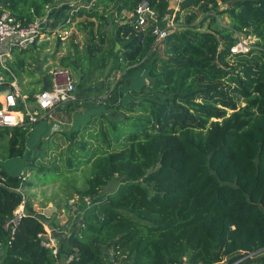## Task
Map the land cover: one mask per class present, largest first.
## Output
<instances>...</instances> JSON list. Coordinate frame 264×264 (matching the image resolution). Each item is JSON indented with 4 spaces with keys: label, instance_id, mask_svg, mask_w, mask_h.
Listing matches in <instances>:
<instances>
[{
    "label": "trees",
    "instance_id": "1",
    "mask_svg": "<svg viewBox=\"0 0 264 264\" xmlns=\"http://www.w3.org/2000/svg\"><path fill=\"white\" fill-rule=\"evenodd\" d=\"M53 1L0 0V11L25 26ZM140 1L92 0L63 24L75 20L83 32L84 58L105 48L85 79L111 58L106 77L121 56L120 78L141 67L150 80L132 89L138 99L117 104L126 112L107 119L109 132L99 121L105 146L79 151L89 171L74 189L82 215L65 264H264V0H145L157 17L176 5L154 54L153 36L129 15ZM239 38L248 39L246 51H230ZM34 43L11 51L14 73L37 65V55L25 53ZM57 52L45 57L77 68L76 49ZM33 125H0L2 154L22 156ZM0 177V264H58L40 242L49 219L26 199L6 242L3 224L27 179L3 168ZM114 177L116 186L102 191Z\"/></svg>",
    "mask_w": 264,
    "mask_h": 264
},
{
    "label": "rangeland",
    "instance_id": "2",
    "mask_svg": "<svg viewBox=\"0 0 264 264\" xmlns=\"http://www.w3.org/2000/svg\"><path fill=\"white\" fill-rule=\"evenodd\" d=\"M63 3L61 4L63 7H61L60 11L57 13V18L55 19L56 23H64L66 22V19L69 14V10H74L78 6H86L87 8L90 7L92 0H63ZM223 4L221 5V7ZM176 8V5L173 3L171 9L166 10L167 17L164 18L162 21L163 23H168L170 27L174 26V22L172 21L173 12ZM194 10V7H190L185 9L183 12L181 11L180 14L192 11ZM181 20V17L179 18ZM71 25L73 27V30L76 32V34H73L72 38H75V41L73 43H76L77 45H74V49L78 51V55L81 57L78 61V67L71 68L67 67L68 72L70 73V76L74 82L75 86L80 87L81 95L86 98L89 96H93L92 98L95 100L97 99L96 94L98 92H102L104 89L107 90L109 85L112 86V82L115 81H122V78H120V75L117 76V72L120 68L123 67L121 56H118V59L114 60L113 69L114 71L111 73L112 77L107 79L103 84L101 83L99 86H96L99 84L100 81H103L100 79L101 77V71L102 68L95 70L91 73V76L88 78H84V74L86 69L91 65V67H94L96 63H99L101 59L102 54L105 52V48L102 50L103 52L100 54H96L93 58H84L83 57V41L82 36L83 32L78 31V29L75 26V20L71 22ZM107 28L111 29V25H107ZM77 29V30H76ZM80 32V33H79ZM51 45L53 37H49ZM246 39V38H245ZM247 40V39H246ZM41 42V40L39 41ZM38 42H36L37 44ZM153 47L151 46L150 54L158 53L159 47L157 41H153L151 43ZM38 49L32 48V50H28L25 52L26 54H29L31 52L32 55L36 54L38 59H43L45 51L43 49V46L36 45ZM58 57V53H56ZM68 55V49L63 50V53L61 56H67ZM50 59V63L43 66V69L34 67V63H29L27 67H25L20 74L16 75V80L19 83V86L22 91L30 93L33 92L39 88L40 85V73L38 72H45L47 69L56 67V68H62L60 66L52 65L57 63L54 61L55 59H52L51 57L45 58V60ZM88 59V60H87ZM111 63V58L108 59V61L103 66V72H106L109 68V65ZM39 70V71H38ZM83 76H81V73ZM116 73V74H115ZM129 76L131 77L130 83L131 87H135L137 89L143 82H149V78L146 74H143V78L137 77V70L134 68L130 71ZM83 78V79H82ZM86 81V82H83ZM122 84V83H121ZM88 86V90H84ZM110 86V87H111ZM95 87V88H94ZM117 87V83H116ZM94 89V90H93ZM139 92L132 95V100L138 99L140 97ZM105 96L104 98H106ZM89 99V98H88ZM125 110V109H124ZM74 113V122L77 124L76 126L78 128H82L80 125V122L83 121V115L84 111L81 109L74 108L72 112ZM78 115H77V114ZM129 115H131L130 112H128ZM96 115V114H95ZM94 115V117H95ZM89 116V115H88ZM123 114H119L116 118L120 119L122 118ZM78 119H75L77 118ZM91 117V115H90ZM107 117V116H106ZM114 117V116H113ZM93 118V117H92ZM116 118H110L108 121H113ZM49 117L45 116L40 122L41 123H48L47 120ZM91 120V119H90ZM129 119L123 120V123H125V126L130 125L128 122ZM107 119H101L100 125L103 126V129L105 132H109L110 127L108 124ZM87 122V121H86ZM33 123H38L33 122ZM85 122H83L84 124ZM40 124L38 123L37 126L32 130L29 129L27 138H26V146L25 151L22 156H4L2 154V147L3 144L0 142V168H3L4 170H7L9 172H15L20 173L24 175V182L27 179V184H24L23 193L25 196L26 201L30 205H38L40 206H48L50 207L49 212V222L52 226L57 227L62 226L64 221L65 222H73L71 225L72 228L74 225H77V223L80 221V217L82 215V206L80 199L76 196L74 193V189L80 188L83 185L84 178L88 175L89 167L88 165L81 163L84 158V155H79V151H83L87 154H90V152L99 145V147H104L105 144L101 143L100 138L98 137L97 131L99 122L97 121V118L95 117V120L90 122L89 128L92 127V133L91 138L88 139V143L84 142L87 141V139H83L79 136L73 140L71 144H66V146L61 147L62 145L59 144L62 141V138L59 139V142H56V139L51 136L48 138L49 135L48 131L49 129L41 128ZM100 126V127H102ZM88 130V129H87ZM81 131V130H80ZM97 134V135H96ZM69 139V134L66 135ZM85 136V135H83ZM86 138V137H84ZM110 144L113 143V137H110ZM82 143L84 146H82ZM91 150V151H90ZM90 151V152H89ZM86 154V155H87ZM77 156V159L75 160ZM70 159L72 161H70ZM75 160V161H74ZM42 169V170H39ZM117 178L111 179L108 184H106L102 191L110 190L117 184ZM75 194V195H74ZM76 211V215L72 213V211ZM55 213V214H52ZM71 230V229H70ZM46 232V230H45ZM67 233V231L65 232ZM2 244V241H0ZM2 249V245H0V251ZM104 254L107 255L108 253V247L105 245L103 247ZM183 259V258H182ZM66 259L64 258L63 254L60 253L58 255V264H65ZM180 264H184L183 260Z\"/></svg>",
    "mask_w": 264,
    "mask_h": 264
},
{
    "label": "built area",
    "instance_id": "3",
    "mask_svg": "<svg viewBox=\"0 0 264 264\" xmlns=\"http://www.w3.org/2000/svg\"><path fill=\"white\" fill-rule=\"evenodd\" d=\"M129 15L135 19L136 25H139L143 31L147 30L153 36L154 41L163 38L170 29L168 23L162 22L168 15L165 13V15L157 17L145 0H141ZM73 34L76 32L72 26L56 27L48 33L42 27L39 18L22 26L7 11H0V125H16L21 122L32 124L41 116L51 117L52 111L57 105L76 100L75 85L66 68L62 66H60L62 68H49L47 73L50 81L44 87L27 93L21 90L16 75L6 63V58L9 57L12 50L25 49L39 39L44 40L47 47H50V36L53 37L56 48L62 51L68 41L66 39L69 38L70 40ZM248 44V39L239 38L237 42L231 45L230 51H246ZM23 189L22 185L16 187L22 198L13 209L11 216L3 224V227L8 226L9 230L6 242H9L14 225L24 213ZM84 199V202L88 203V199L86 197ZM40 234L42 236V233H37V235ZM44 234L45 238L42 236L40 242L51 246V252L54 255L57 254L49 235L46 232Z\"/></svg>",
    "mask_w": 264,
    "mask_h": 264
},
{
    "label": "crops",
    "instance_id": "4",
    "mask_svg": "<svg viewBox=\"0 0 264 264\" xmlns=\"http://www.w3.org/2000/svg\"><path fill=\"white\" fill-rule=\"evenodd\" d=\"M62 1L63 0H55L53 2H50L46 6L44 14L41 17H39L42 27L48 33H49V31L55 29L56 27L65 26V25H63L65 22L61 23V24H59L60 22L59 23L55 22L56 21L55 19L57 18V13L60 11L61 7H63L61 5L63 3ZM72 11L69 10V14H71ZM69 16L70 15H68L66 21L68 20ZM72 36L73 35H71L70 40H69V38L66 39L68 41L66 42L65 46L62 48V51L61 50L59 51V49L56 48L54 40H52V45L50 43V47H47L46 42L42 39H39L38 41H36L38 43L36 44V42H35L32 45V48L35 47L36 49H38V47L36 45L39 44V46L40 45H41V47L43 46V49L45 51L43 59L40 58L38 60L36 68L38 69L41 67L43 69V66H45L46 64H49L50 59L45 60V58H47V56L45 57V55L50 54V53L54 52L55 50H56V52L58 51L57 52L58 56H60L63 53V50H65V49H68V52L73 53L74 52V45L76 46L77 44L73 43L75 38H72ZM40 40H41V42H39ZM11 54L12 53H10L9 57L6 58V63H7V59L12 57ZM43 61H44V63H43ZM72 63H74V61ZM7 65H8V63H7ZM52 65L60 66L58 63L52 64ZM76 67H78V66L76 65ZM63 68L67 69V67H63ZM10 69L13 71V69L11 67H10ZM135 69L137 70V77L142 79L144 77L143 74H145V70L141 67H137ZM47 70L45 72H41V71L38 72V73H40V85H39V87H42L43 83H45V85H46L48 83V81H50L49 74L47 73ZM113 71H114V69H110L107 76L103 77L102 76L103 69H102L100 79H102L103 81H100L99 84H97L96 86H99L101 83L103 84L107 79L112 77L111 73ZM13 73H14V71H13ZM117 73H118L117 76H119V74L121 73L120 70ZM129 73H130V71L122 78V81L118 82V81H116L117 80L116 79L115 81L112 82V86L109 85L107 90L104 89L102 92H98L96 94L97 99H95V100L92 98L93 96H89L86 98L85 96L83 97V95H82L80 97L82 89L78 86H75V90L77 93V98L75 100L76 102L74 101L71 103H64V104L57 105L53 109L51 117H49V119L47 120L48 123H41L40 124V122H42L41 120L44 118L43 116L38 118L37 122L40 124L41 128L46 127L47 129H49L48 134H47V135H49L48 138L53 136V138L56 139V142H59V139L62 138V141L59 143L62 145L61 147L66 146V144L67 145L71 144L73 142V140L75 138H77V136H79L83 139H87V141H84V142L88 143V139L91 138V135L93 132L92 127L89 128V125H90L91 121L95 120V117L97 118L98 122L102 118L103 119H105V118L106 119L116 118L119 114H122L123 111H124V113L126 112L125 110H122L121 108H119L117 106L118 103L129 104V103L133 102V100L131 98L132 95H134V93H132V89H135V87L130 86L131 85V83H130L131 77L129 76ZM14 74L17 75L16 73H14ZM82 74H84V73L82 72L81 76H83ZM83 82H86V81H83ZM141 82H145V81H141ZM116 83H117V87H116ZM88 89H89L88 86L86 88H84L85 91ZM105 96H107V97L109 96V97L108 98L106 97L107 99H105L104 98ZM74 108H77L79 110L82 109L84 111V115L82 118L83 121L80 122V125L82 126V128H78L76 126L77 124L74 122L75 111L72 112V110ZM90 115H91V117H90ZM94 115H95V117H94ZM75 119H78V117ZM83 122H85V123L83 124ZM38 123H36V124L34 123V125L32 126L33 127L32 130L37 126ZM68 134H69V139L66 136ZM83 135H85V136H83ZM84 137H86V138H84ZM33 208L36 212L42 214L44 217L49 216V212H50L49 205L43 206V207L42 206L39 207L38 205H33ZM72 213L74 215H76L75 210L72 211ZM52 214H55V213H52ZM79 217H80V221H81V216L79 215ZM79 222L77 223V225L79 224ZM72 224H73V222L69 223V222H65V221H64L62 226L58 225L57 227L52 226V225H48L47 223L44 224V229L46 230V234L49 235L51 243L55 246L58 255L60 253H62L65 259H67L73 253V249L69 246V238H70V235L75 230V228L77 227V225H74L72 228V226H71ZM66 231H67V233H65ZM0 245H2L1 242H0ZM0 256H1V251H0Z\"/></svg>",
    "mask_w": 264,
    "mask_h": 264
},
{
    "label": "water",
    "instance_id": "5",
    "mask_svg": "<svg viewBox=\"0 0 264 264\" xmlns=\"http://www.w3.org/2000/svg\"><path fill=\"white\" fill-rule=\"evenodd\" d=\"M73 62V61H72ZM103 73H105V72H103ZM43 87L45 86V83H43V85H42ZM2 92H4V91H2ZM0 94H1V92H0Z\"/></svg>",
    "mask_w": 264,
    "mask_h": 264
}]
</instances>
